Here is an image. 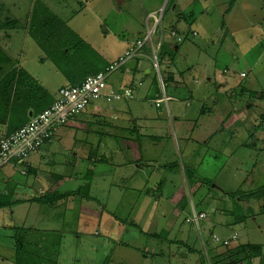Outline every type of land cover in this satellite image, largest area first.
Returning a JSON list of instances; mask_svg holds the SVG:
<instances>
[{"label":"rangeland","instance_id":"obj_1","mask_svg":"<svg viewBox=\"0 0 264 264\" xmlns=\"http://www.w3.org/2000/svg\"><path fill=\"white\" fill-rule=\"evenodd\" d=\"M42 6L52 23L42 27L37 12L39 25L26 31L33 12ZM155 14L162 17V29L154 36L163 42L159 58L170 53L166 40L177 29L183 41L178 50L171 48L175 75H184L183 81L193 85L198 79L207 92L194 99L206 103H195L182 118L184 83H175L179 89L173 91L181 98H171L169 110L164 103L158 108L142 99L144 114L150 116L143 132L159 136L157 141L145 137L117 150L107 143L92 147L103 128L83 123L79 132L67 127L62 139L46 147L52 150L50 158L39 149L1 166L0 264H201V259L222 264L214 254L228 248L216 244L213 233L216 240L237 233L235 245L261 244L263 254L251 264H264V0H0L1 21L21 20L18 30L0 28V43L5 42L2 47L14 64L49 87L59 80L52 72H61L57 62L72 61L65 69L98 67L117 56L126 37L141 33L147 41ZM141 52L150 54L149 41ZM142 56L144 65L134 76L155 78L163 96L175 95L160 69ZM169 69L174 70L172 65ZM122 70L108 82L120 83L129 76ZM203 107L211 111L203 113ZM235 115L237 123L223 128ZM177 116L198 121L202 133L212 129L209 143H188L186 148L178 132V137L167 136L168 124ZM156 117L160 120L154 125ZM6 133L0 126V139ZM82 146L101 157L105 152L109 159L88 162L83 153L75 156L71 149ZM70 159L75 162L69 164ZM28 165L39 168V176L24 174ZM45 189H50L48 197L69 195L43 204L29 200ZM201 210L207 217L197 222L196 211ZM167 236L184 240L194 250Z\"/></svg>","mask_w":264,"mask_h":264},{"label":"crops","instance_id":"obj_2","mask_svg":"<svg viewBox=\"0 0 264 264\" xmlns=\"http://www.w3.org/2000/svg\"><path fill=\"white\" fill-rule=\"evenodd\" d=\"M175 6H178V4H176ZM152 13H154V12H152ZM20 26H21V24H20ZM28 28H29V26L27 25V29H25V30L30 31ZM161 29H162V26L160 27V30ZM14 30H18V28H15ZM172 31L175 32L174 37L168 36L166 41L170 45L171 48L178 50L180 48V44L178 42L183 41V38L179 35V32H177L178 31L177 29H172ZM158 38H159V36H157L156 39L154 38V42L156 41L155 43L159 42ZM125 39H127V40H125L126 42L120 46L121 49L118 51L117 56H115L114 59L108 60L107 62H105L106 66L111 65L113 62L118 60L121 56H123V54L126 53V51L130 50V48H132V47L136 48V43L141 39V33L139 34V36L137 38H131L130 39V38L126 37ZM121 40H122V38H121ZM123 41H124V39H123ZM2 43H1L2 45H5L4 41ZM162 45H163V42H161V45H160L158 52H157V61H156L157 63H155L154 52H153V49H152L151 44H150V47H151L150 54H147L146 52L142 53L140 51V53H138V55H136L134 58L131 59V60H133V59L137 60V64H136L135 68L131 69L125 65L120 67L119 69H123L121 74L129 73V76H127L125 79H123L120 83L117 81L113 82V83L108 82V86H107V90H106L107 94L105 96H102V97L94 100L93 103L87 108V111L84 112L81 116L77 115L73 120H71L69 122L70 123L69 125H67L68 124L67 123L66 126L64 125L65 127L61 126L62 128L60 127L59 129H62V131H60L58 134H56L55 137H53L51 140H49L40 149V151L44 153V157L50 158L51 153L49 151H52V150H48L49 148H46V147H51L50 144L53 143L56 140V138L61 137V139H62V137H63L62 133L65 131V129H67V127H70L69 131H71L73 128L77 132H79L78 130H80L79 128H80L81 124H83V123H85V124L88 123L89 126L90 125H97L98 127L103 128V131H101L99 133V137L96 140H94L92 147H94V145L99 147L103 143H105V144L107 143L106 146H110L109 149H116L117 150V149H121L124 147H132V145H136L139 142V140H143L145 137H150L154 141L155 140L157 141L159 136L149 135V134L147 135L143 132L144 128L146 127V124L149 122L150 116L144 114L145 106L143 105L144 101H142V99H145V101L150 100L158 108H163V103H164V104H166V107L169 110V108H170L169 107V101L171 100V98H175L176 100H178V98H181L180 96L176 95V93H175L179 89V86L175 85V83H184V87H182V90H183V94L185 96L184 102H186V105L182 109V114H181V116H183L182 118L187 117L186 116L187 115V109L195 107V103L200 102L201 104H205L206 103L205 100L194 99L195 94L203 95L205 92H207V90L203 87L204 85L202 83H199L198 79L197 80L194 79V83H195L194 85L190 82L189 79H188V81H183L182 77L184 78V75H182V74L179 75L178 77H176L175 74L177 72V70H176L177 64H176L174 57L171 53V48L165 49V50H168L170 53H167V52H166V54L163 53L162 57L159 58V51H160V48L162 47ZM7 52H8V50H7ZM142 55H145L149 60H151L153 62V65L156 68L160 69L161 74L163 73L162 76H164L166 78L167 83L171 86L172 92L175 94V95H171V96L167 95L170 97L169 101L162 102V104L160 106H158L156 104V99L161 98L163 95H162L161 88L157 83V80H155V78H153L152 80H149V79H147L146 76H144V77L141 76L138 78H137V76H134L139 71V69L142 68V66L144 65V63L142 64L141 57H144ZM43 61H44L43 62V64H44L46 62V59H44ZM170 65L173 66L174 70L169 69ZM102 66H103V63H101L100 66L95 67V68L102 70L101 69ZM161 66L164 67V68H162V71H161ZM119 69H117V70H119ZM73 70H74V72L70 71V69H69V71H68L69 74H66L63 71H61V72L58 71V68H55V70L52 72L55 75H57V74L60 75L59 80H58L57 84L51 85L49 87L48 86L46 87V85L44 84V81L40 77H36V79H35L27 71H26V73H28L33 80H36L37 82H39L46 90L47 89L51 90V92L50 91H48V92L50 93V95L54 99H56V97L58 95V91L60 90V88L66 86V85H78L80 82L85 80V78L87 77L86 71H81V70H77V69H73ZM117 70H115V71H117ZM145 70L148 74L151 73V69L149 67H147V68L145 67ZM188 70L191 72L193 70V67L191 66L190 68H188ZM93 71H95V69ZM115 71L112 72L111 74L115 73ZM111 74L109 75V77L111 76ZM109 77H108V79H109ZM213 82H214L213 77L209 76L208 83L212 84ZM223 85L224 84L221 83L220 88ZM126 89L131 91L132 96H130V97L128 96V97L121 98V99L110 98L111 93L119 92V91H125ZM162 89L165 92L163 81H162ZM173 90H176V91L174 92ZM217 91H219V90H217ZM190 97H191V101H187L188 98H190ZM209 99H213V97L211 96ZM135 101H138V102H135ZM214 101H216L217 104L219 103V101L216 99H214L213 102ZM84 110H86V109H84ZM208 110L211 111L210 109H208V107L206 109H205V107H203L201 109V112L206 113ZM31 114H33V110H30V115ZM177 114H180V113H177ZM181 116L175 117L176 118L175 122L171 120V124H168L170 127H167V130H166L167 134L166 135L169 136L170 134L171 135L174 134L176 137H178L177 136V132H178L180 134V136L186 141V148L190 144L191 145H199V143L208 144L210 138H212V135H213L212 129L207 128V130L202 133V124H200L198 121L195 122L193 120H180ZM108 117L113 121L109 122V120L107 119ZM159 120L160 119L158 117L153 118L154 125ZM238 120H239L238 115L230 117L229 119L224 121L223 128L230 127L233 124H236ZM0 126L2 127V129H6V131H8L6 125L0 124ZM222 131H223V129H222ZM201 134H202V137H200ZM188 143H189V145H187ZM248 146H249V144H248ZM74 150H75V148L73 147L71 149V151L75 152V154H74L75 156H79V155L82 156V153L85 154V157H86V159H88V162L89 161H93V162L107 161L109 159V156L105 152L102 154V157H101V155L95 154L91 151H85L84 146L77 148V151H74ZM85 152L87 153V155ZM197 154H198V151H196L193 155L196 156ZM74 162L75 161L70 159L69 164H72ZM199 162H200V160H199ZM16 165H17V163L12 164V166L14 168L16 167ZM53 165H55V163ZM29 166H32V165H28L27 167H24V169H22V172L24 174H26V171H28ZM186 167H188V166H185L184 169H186ZM188 168H192V164L189 165ZM38 172H39V168L37 169L36 173H32V172L31 173L36 175V176H39ZM52 174L55 177H59V175H57L56 173L52 172ZM48 175H47V177H49ZM45 190L47 192L48 191L50 192V189H48V190L45 189ZM45 190H42L43 193L45 192ZM65 199H67V198H65ZM263 202L264 201H262V204H263ZM188 221H190V220L188 219ZM195 221H197V220L195 219ZM35 231L39 232L40 230L36 229ZM216 235L214 234L211 239L214 240L216 242V244L222 243V240H221L222 237L220 236V238H218V240H216L215 239ZM234 236H236V238H238L237 233H234ZM217 253L219 254V252H217ZM259 258L260 257H257L255 259H259Z\"/></svg>","mask_w":264,"mask_h":264},{"label":"trees","instance_id":"obj_3","mask_svg":"<svg viewBox=\"0 0 264 264\" xmlns=\"http://www.w3.org/2000/svg\"><path fill=\"white\" fill-rule=\"evenodd\" d=\"M37 12L42 16L41 17L42 22H43V24H41L42 27H45L47 25L49 26L50 23H52V19H47L45 17L46 8L42 6V7H38V9L36 8L35 11L33 12L31 20L27 22V25L29 27H35L39 25L38 20H35L34 18ZM20 24H21L20 19L7 18V20H5L4 22L0 20V28L3 27L6 29L7 28L15 29V28H18ZM161 26H162V20L158 27H161ZM66 57L70 58V55ZM57 65L61 71H63L66 74H69L68 72L69 69H65V68L68 65H72V61L70 62V60L68 59L67 63L65 64L60 63L59 65L57 62ZM87 65H90V63L88 62ZM108 66L109 65L106 66V63H105L101 68L102 70H99V69H96L94 65V66H91L90 68H84V69L82 68L81 71H86L87 72L86 76L88 77L90 75H94V74H97L98 72L106 70ZM94 69L95 71H93ZM70 71L74 72L73 69H70ZM29 77L30 75L26 73L24 68L14 64L13 58L10 57V55L7 53V50L4 51V48L2 47V44L0 43V124L6 125L7 130H8L6 135H9L12 132L23 127L25 124H27L32 119L33 116L38 115L39 113L44 111L46 108H48L53 102H55V99L50 95L49 92H47V90L39 82H37L36 80H33L31 77L30 79ZM85 80L80 82L78 85L83 83ZM71 86H75V85H71ZM107 86H108V79H107ZM244 91L247 92V88H244ZM250 93L252 96L253 92H250ZM30 110H33L32 115H30ZM80 113L76 114L75 117L79 115ZM263 118H264V114H263ZM71 120L72 119H70L69 121ZM67 123H65L64 125H66ZM56 132L57 131H54L53 134H51L46 139H44L43 144L37 150L41 149L43 145H45L49 140L55 137ZM2 138L3 137H1V139ZM1 139H0V142H1ZM28 168L29 169L27 173L37 172V170H35L34 167L32 166H29ZM48 193H51V192H46L45 194L36 195L28 199L30 201H34V202L37 201L43 204V203L51 202L54 199L58 201L59 199L67 198L69 195L68 193L64 192L62 196L55 195V196L48 197L47 195ZM234 194L235 192H231V195H234ZM241 198H243V196H241ZM262 198L264 199V197ZM28 199L24 200V199L15 198L16 201H20V202H25V201L27 202ZM261 209H262V212L264 213V202L261 205ZM201 214H204L205 217H207V213L205 211L203 210L198 211V212L196 211V215L200 216ZM203 219L204 218H199V221ZM214 234L215 233H213L212 236ZM165 238L168 239L172 243L186 245L189 251L194 250L190 246H188L187 242H185L182 239H177V238L170 239L168 236ZM236 239L238 238H236L234 234L231 239L230 238L221 239L222 243L220 244L223 246H226L228 249L223 253L214 254L217 262H221L223 264V261L225 262L226 258H229L230 260L228 261V263L230 264H251L255 258L257 257L261 258L263 254V248L261 244L237 243L235 245L232 242L233 240H236ZM225 241H228V243H225ZM231 243L233 247L230 248ZM203 260L204 259H201V264H206L205 262H203Z\"/></svg>","mask_w":264,"mask_h":264},{"label":"built area","instance_id":"obj_4","mask_svg":"<svg viewBox=\"0 0 264 264\" xmlns=\"http://www.w3.org/2000/svg\"><path fill=\"white\" fill-rule=\"evenodd\" d=\"M153 17V27L148 28V40L154 52V60L157 63V52L161 45V41L155 43L154 36L160 27L162 17L156 14ZM145 40H139L136 48H131L118 60L109 65L106 70L90 75L80 85H67L60 88L57 100L48 108L33 116L32 119L20 129L4 136L0 142V167L6 165L15 157L23 159L31 152L36 151L42 144L44 139L57 131L61 126L67 123L76 114L82 112L95 99L105 96L107 88L108 76L125 65L128 61L134 58L146 44ZM157 44V45H156ZM132 96L130 90L126 89L123 92H113L110 98L121 99ZM167 97L156 100L159 106L162 101L167 100ZM201 214L199 217H203ZM198 217V218H199ZM196 217V219H198ZM228 243V241H225Z\"/></svg>","mask_w":264,"mask_h":264},{"label":"clouds","instance_id":"obj_5","mask_svg":"<svg viewBox=\"0 0 264 264\" xmlns=\"http://www.w3.org/2000/svg\"><path fill=\"white\" fill-rule=\"evenodd\" d=\"M159 30H160V28H159ZM140 40H142V39H140ZM136 45H137V43H136ZM145 45H146V44H145ZM145 45H144V46H145ZM128 62H129V61H128ZM128 62H127V63H128ZM127 63L125 64V66L127 65ZM123 66H124V65H123ZM242 75L244 76L245 73H243ZM119 92H123V91H119ZM164 97H167L168 99H167V100H164V101H162V102H167V101H169V99H170L169 96H167V95L164 94V96L161 97V98H164ZM158 99H160V98H158ZM95 100H96V99H95ZM156 100H157V99H156ZM162 102H161V104H162ZM92 103H93V102H92ZM92 103H91V104H92ZM91 104H90V105H91ZM161 104H160V105H161ZM90 105H89V106H90ZM160 105H159V106H160ZM89 106H88V107H89ZM88 107H87V108H88ZM204 216H205V215H204ZM204 216H203V217H204ZM196 217L198 218L199 216L197 215ZM203 217H201V218H203ZM199 218H200V217H199ZM199 218H198V219L195 218V219H196L197 221H199Z\"/></svg>","mask_w":264,"mask_h":264},{"label":"water","instance_id":"obj_6","mask_svg":"<svg viewBox=\"0 0 264 264\" xmlns=\"http://www.w3.org/2000/svg\"><path fill=\"white\" fill-rule=\"evenodd\" d=\"M136 64H137V60L133 59V60L129 61L126 66H128L129 68L132 69V68H135Z\"/></svg>","mask_w":264,"mask_h":264}]
</instances>
